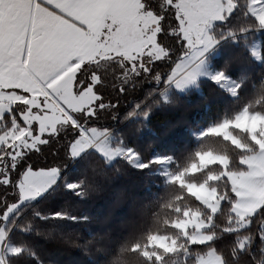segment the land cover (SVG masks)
Segmentation results:
<instances>
[{
	"label": "snow or ice",
	"instance_id": "obj_1",
	"mask_svg": "<svg viewBox=\"0 0 264 264\" xmlns=\"http://www.w3.org/2000/svg\"><path fill=\"white\" fill-rule=\"evenodd\" d=\"M239 2L0 0V74L5 79L20 82L0 91L14 92L26 98L4 109L0 116V135L13 128L16 132L21 128L32 132V136L25 135L24 141L15 145L10 142V136L0 142V183H4L6 177V184H12V174L17 169L51 175L59 172L56 163L43 168L35 165L20 168V165L29 153H38L50 144L53 137L61 138L65 129L76 133L64 145L65 151L71 150L72 155L78 154L81 145L99 143L96 128L89 131L87 121L113 105L118 106V97L129 94L141 78L160 80L167 76L173 80L195 65L191 76L195 79L202 71L205 54L220 40L235 37L239 31L248 28L264 26V0H248L250 12L255 18L259 13L260 22L233 27L230 22ZM217 20L220 24L214 26L213 22ZM98 35L109 42H141L142 51H134L130 58H113L119 65V73L114 72L111 78L114 81L111 88L116 96H112L106 83V72L93 67V63H100L99 59L81 63L84 49ZM158 71L161 75H156ZM221 75L212 78L219 80ZM187 82L176 79L178 87ZM53 111L61 117L54 121V131L41 133L39 118L25 119L26 113L43 117ZM34 138H39V142L32 147ZM20 179L17 174L16 180ZM35 180L45 182V177ZM68 186L78 187L76 184ZM16 207L14 203L13 208ZM14 254L18 255L9 253Z\"/></svg>",
	"mask_w": 264,
	"mask_h": 264
},
{
	"label": "clouds",
	"instance_id": "obj_2",
	"mask_svg": "<svg viewBox=\"0 0 264 264\" xmlns=\"http://www.w3.org/2000/svg\"><path fill=\"white\" fill-rule=\"evenodd\" d=\"M232 65L224 63L214 72L222 74L220 79L212 78L217 85L230 84L225 89L229 99L222 115L207 124L198 123L192 130L191 143L170 151H155L154 146L127 147L128 164L149 169L160 178L154 188L140 181L129 183L131 171L114 174L118 166L123 168L122 162L108 163L105 157L92 153L84 156V175L74 184L83 196L107 195L113 210H123L120 216L110 212L99 219L101 230L85 233L77 228L43 225L36 219L41 215L37 212L24 217L29 220L30 230L57 246L81 249L92 264H197L188 257L215 247L217 230L226 227L222 222L231 217L228 202L235 199V194L227 173L247 168V159L254 153L264 157L258 143V139H264V61L235 78L231 75ZM154 81H161V87L151 89L138 104L143 105L141 115L145 118L168 106L169 97L157 94L161 89L174 87L176 91L169 96H184L183 88L167 76ZM217 204L219 208L214 211ZM253 220L259 225L255 230ZM203 235L213 239L201 241ZM244 238L250 246L240 248L234 244L237 258L234 262L226 260V264H264V205L252 213ZM18 247L21 254L25 248L30 250L39 264H52L31 242Z\"/></svg>",
	"mask_w": 264,
	"mask_h": 264
},
{
	"label": "trees",
	"instance_id": "obj_3",
	"mask_svg": "<svg viewBox=\"0 0 264 264\" xmlns=\"http://www.w3.org/2000/svg\"><path fill=\"white\" fill-rule=\"evenodd\" d=\"M246 10H248L247 14H245ZM230 23L233 27L259 23L258 18L249 12L248 0H240ZM219 24L220 22H217L215 26ZM257 38L261 41V61L253 56L251 49L253 41ZM208 56L212 66L216 69L224 63H233L231 70L233 78L245 69L258 68L264 61V29L261 26L248 28L245 31H239L235 37L228 36L220 40L219 45ZM114 57L127 58L122 52H115L101 57L98 65L93 63L94 68L99 67L106 72V83L109 85V90L112 91V96L117 94L111 88L112 83H114L111 78L114 72L119 73V65L114 62ZM160 87L161 81L141 78L129 94H122L118 97L120 101L118 106L113 105L100 116L88 120L87 124L107 128L110 134L114 136V145L145 146V148L154 146L155 151L176 150L191 143L193 140L192 130L198 123L204 125L219 118L229 99L225 88L215 84L211 79L203 78L200 79L198 87L187 90L183 93L184 96H169L168 94L167 107L158 109L147 118L143 117L141 115L143 105L140 107L137 105L140 101L145 100L151 89ZM166 90L170 89H161L160 93L157 94L161 95L162 98ZM171 91L175 92L176 90L171 89ZM75 134V130L65 129L61 132V138L53 137L50 144L45 145L38 153H29L21 163L20 168H24L25 165L43 167L56 163L62 168L61 177L42 198L23 204L7 220V242L17 248L16 253L18 255H7L4 258L5 264H39L37 257L33 256L27 248L21 254V248L18 245L24 244L26 241L31 242L39 251L40 256L51 261L52 264H92L90 258L81 249L60 247L38 236L30 230L29 220L24 219L25 216L40 212L41 215L36 216V219L43 225L57 226L63 229L77 228L87 233L101 230L103 225L98 221L110 212L115 217L122 214V209L113 210L111 208V201L107 195L87 197L81 195L78 188L68 186L74 184L84 175L85 155L92 153L102 156L97 150L90 148L80 157L71 159L69 151H65L64 145L67 144L70 136ZM17 156H19V152H17ZM114 161L123 163V168L118 166L113 170L114 174L121 175L125 170L133 173L129 183L140 181L144 185L154 188L159 182L160 178L156 176L155 172L149 173V169H138L128 164L127 158L120 157ZM23 172L20 169L13 172V183L10 185L6 184V177L4 183H0V208L7 204L10 197L15 196L18 181L16 176L19 174L22 177ZM144 173H149V175L145 176ZM93 188H95L94 185ZM231 192L234 193L232 186ZM236 198L235 194V199L228 202L232 209L231 217L222 222L226 227L217 230L216 246L208 248L203 254L193 253L188 257L189 261H198L200 257L213 250L221 257L223 264H226V260L234 262L237 258V250L233 248L234 244H238L240 248L250 246V241L244 238V233L249 226V219L252 214L247 217L244 224L239 222L238 216L233 212V204ZM56 212H67L69 215L56 216ZM257 219L260 217L258 216ZM258 226L257 221L253 220V230ZM220 250L223 251V255Z\"/></svg>",
	"mask_w": 264,
	"mask_h": 264
},
{
	"label": "rangeland",
	"instance_id": "obj_4",
	"mask_svg": "<svg viewBox=\"0 0 264 264\" xmlns=\"http://www.w3.org/2000/svg\"><path fill=\"white\" fill-rule=\"evenodd\" d=\"M256 16L260 22V14L257 13ZM217 22L220 21L217 20L213 22L214 26ZM261 27L264 29V26ZM218 45L219 43L205 54V57L203 58L204 65L202 71L195 76V79H191L195 65H193L192 68H189L187 72H183V75H178L176 77V79H180L182 81H189L184 83L182 86L184 92L191 88L198 87L200 79L206 78L213 80L212 76L214 75L216 68L212 66L208 55L212 53ZM251 49L253 56L257 60L261 61L260 39L257 38L253 41ZM134 51H142L140 41H136L135 43H124L119 41L109 42L105 41L102 36L98 35L96 39L91 41V43L84 49L85 54L82 56L81 63L85 60L94 62L103 56L115 52H122L127 58H130ZM176 79L171 80V82L177 85ZM1 86L2 87H0V89L12 87L8 84ZM222 87L227 89L230 87V84H224ZM172 89L175 88L173 87ZM170 90L164 91L162 96H168ZM25 99V97L14 92L0 91V116H3L4 109L10 108L11 105ZM61 111L63 110L61 109ZM36 118H39L41 121V133L44 131H54V121L61 119L55 111L45 114L43 117H37L28 113L25 114V119L27 120ZM49 124H52L53 127L48 128L47 126ZM92 127L96 128V139L99 143L81 145L77 155H72L71 150H68L71 159L80 157L90 148L97 150L103 157L106 158L108 163H111L120 157H129V153L127 152L128 146L114 145V136L110 134V131H108L107 128L89 125V131L92 130ZM25 135L32 136V132L28 128H21L19 132H16L15 128H13L7 134L0 135V142L8 140V137L10 136V142L15 145L18 141L23 142ZM255 138L256 137H254V139ZM38 142L39 138H34L31 146L35 147ZM258 143L261 145V148L264 149V139H258ZM61 170L62 168L59 166V172L54 175L43 171H29L28 173L24 171L21 179L17 181L15 196L10 197V199L7 200V204L0 208V214H3V216H0V264H5L4 258L7 257L9 253H14L15 251V246H13L10 242H7V220L13 212H15V210L23 204L40 199L48 193L53 185L60 179ZM227 175L231 182L233 191L237 196L236 201L233 204V212L238 216L239 222L244 224L247 217L255 212L256 209H258L264 202V157H261L259 153H254L247 159V168L229 171ZM36 177H45V182L37 183L35 180ZM213 178H215V175H213ZM14 203L17 205L16 208H13ZM218 208L219 204L214 206L213 210L216 211ZM199 239L206 242L210 241L212 237L209 235H203L199 237ZM204 257L205 256L200 257L197 264H223L221 257L213 250L208 252V256L206 258Z\"/></svg>",
	"mask_w": 264,
	"mask_h": 264
},
{
	"label": "crops",
	"instance_id": "obj_5",
	"mask_svg": "<svg viewBox=\"0 0 264 264\" xmlns=\"http://www.w3.org/2000/svg\"><path fill=\"white\" fill-rule=\"evenodd\" d=\"M19 83H20L19 81H13V80H10V79H5L4 76L2 74H0V87H2L1 85H6V84L11 85V86H13L14 84L15 85H19ZM17 251H18L17 248H15L14 253H16ZM206 255L208 256V253ZM206 255H204L205 256L204 258L207 257Z\"/></svg>",
	"mask_w": 264,
	"mask_h": 264
}]
</instances>
